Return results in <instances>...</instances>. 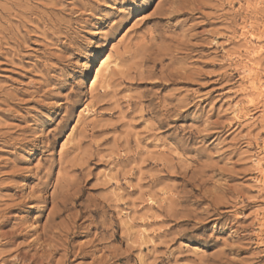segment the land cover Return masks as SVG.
I'll list each match as a JSON object with an SVG mask.
<instances>
[{"label":"rangeland","instance_id":"374dc122","mask_svg":"<svg viewBox=\"0 0 264 264\" xmlns=\"http://www.w3.org/2000/svg\"><path fill=\"white\" fill-rule=\"evenodd\" d=\"M263 86L264 0H0V264H264Z\"/></svg>","mask_w":264,"mask_h":264},{"label":"bare ground","instance_id":"6f19581e","mask_svg":"<svg viewBox=\"0 0 264 264\" xmlns=\"http://www.w3.org/2000/svg\"><path fill=\"white\" fill-rule=\"evenodd\" d=\"M112 54H113V53H112ZM110 57L112 58V56H110ZM106 59H107V58H106ZM109 59H110V58H109ZM109 59H108V60H109ZM112 59L115 60L114 57H113ZM112 62H113V61H109V62L107 61V63H106V62H105V59H104V60H102L101 65L104 66V64H105L106 68H108L109 64H111ZM113 63H114V62H113ZM113 63H112V64H113ZM116 63H117V62H116ZM105 66H104V67H105ZM109 67H110V66H109ZM102 68H103V67H102ZM248 69H249V68H248ZM108 71H109V70H108ZM108 71H107V72H108ZM248 71H249L250 74H252V72H251L252 69H249ZM104 73H105V72H104ZM101 74L103 75L102 71H101L100 69H98V70L96 71L95 75H94V78H93L91 84H94V83L97 81V78L100 77V76H102ZM104 75H105V74H104ZM100 78H101V77H100ZM256 85H257V84H256ZM263 87H264V86H263ZM258 166L261 168L262 165L258 164Z\"/></svg>","mask_w":264,"mask_h":264}]
</instances>
